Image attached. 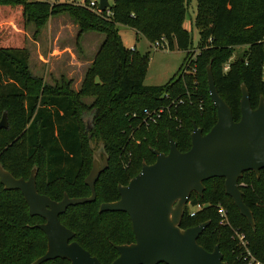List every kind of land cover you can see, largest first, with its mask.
Segmentation results:
<instances>
[{"label": "trees", "instance_id": "1", "mask_svg": "<svg viewBox=\"0 0 264 264\" xmlns=\"http://www.w3.org/2000/svg\"><path fill=\"white\" fill-rule=\"evenodd\" d=\"M90 1L0 0V119L5 112L8 122L6 129L0 128V164L15 178L24 179L36 167L37 191L52 200L59 201L64 194L87 197L91 191L84 179L92 162L88 138L100 140L108 166L95 182V200L69 206L59 219L100 264H110L118 256L116 246L132 243L134 236L126 213L99 212V206L119 199L118 185H126L143 162L155 161L152 149L168 153L169 135L185 152L191 146L193 123L203 134L214 125L217 114L208 93L207 66L235 121L240 118L241 84L252 108L264 98V0H195L196 47L183 27L191 0H113L104 11L90 7ZM63 13L77 24L78 38L85 32L105 35L78 91L64 77L48 84L33 76L29 52L22 45L28 23L40 28ZM119 25L141 33L151 44L160 41L169 50L186 51L174 78L164 85H145L149 55L124 46ZM242 46L243 53L234 56L235 48ZM187 94L191 102H172ZM84 97L92 98L89 105ZM157 108L163 110L160 117L147 119L144 111ZM86 112L92 122L90 132H85ZM238 183L254 227L225 194L220 177L205 180L202 195L191 193L180 227L208 222L197 243L207 251L218 245L226 264H247L233 235L237 229L245 235L252 255L264 263V168L258 175L245 171ZM220 209L226 213V223ZM43 221L29 214L19 190L5 189L0 183V264H32L42 256L47 239L37 225ZM68 263L57 258L41 264Z\"/></svg>", "mask_w": 264, "mask_h": 264}, {"label": "water", "instance_id": "2", "mask_svg": "<svg viewBox=\"0 0 264 264\" xmlns=\"http://www.w3.org/2000/svg\"><path fill=\"white\" fill-rule=\"evenodd\" d=\"M109 6L108 0H98L97 10L104 11ZM206 74L209 97L217 114L210 130L203 134L193 123L191 146L185 152L178 150L169 135L168 153L152 149L155 161L143 162L139 173L126 185H118L119 199L100 204L99 212L126 213L134 236L132 243L116 246L118 256L110 264H226L218 245L207 251L197 243L208 222L180 227L191 193L202 195L203 182L212 177L224 179L225 194L254 227L252 211L243 201L238 182L245 171L258 175L264 168V98L260 97L257 107L252 108L248 90L241 84L240 118L235 121L230 107L218 94L210 64ZM88 121L84 119L85 132L91 128ZM7 127L4 112L0 128ZM91 149L92 166L84 179L91 191L87 197L64 194L61 200H52L37 191L36 167L24 179L15 178L0 164V183L5 189L19 190L29 214L44 220L37 226L46 236L47 249L32 264L57 258L67 260L68 264H100L96 256L74 240L75 233L59 219L69 206L95 200V182L108 166V155L104 147Z\"/></svg>", "mask_w": 264, "mask_h": 264}, {"label": "rangeland", "instance_id": "3", "mask_svg": "<svg viewBox=\"0 0 264 264\" xmlns=\"http://www.w3.org/2000/svg\"><path fill=\"white\" fill-rule=\"evenodd\" d=\"M45 1L84 3V0ZM112 1L108 0L110 4ZM195 10L196 2L191 0L183 21V27L190 33L193 47H196L198 42V30L194 26ZM118 29L124 46L129 49L134 47L138 53L149 55L148 67L143 81L145 85H164L174 78L183 66L187 56L186 51L176 48L174 50L155 49L144 35L137 33L132 28L119 25ZM78 30L77 24L67 13L50 17L40 28H37L34 22L28 23L24 28L22 45L29 52V71L31 74L35 77H41L48 84H54L63 76L70 80L71 88L78 91L82 77L95 54L94 48L99 46L105 36L103 33L85 32L78 38ZM245 49L244 46L237 47L233 55H241ZM82 101L89 105L92 98L84 97ZM89 118V112L84 113L83 120H89L90 132L92 122ZM88 145L91 151L92 147L94 150L104 147L100 140L92 136L88 138Z\"/></svg>", "mask_w": 264, "mask_h": 264}, {"label": "built area", "instance_id": "4", "mask_svg": "<svg viewBox=\"0 0 264 264\" xmlns=\"http://www.w3.org/2000/svg\"><path fill=\"white\" fill-rule=\"evenodd\" d=\"M89 6L90 7H97L98 6V0H91L89 2ZM263 40H264V36H263ZM155 49H165V50H169L167 48V46L164 43H161L160 41H156L153 44H151ZM197 52L194 50L191 57L194 58L195 54ZM228 68V63L225 64L224 69ZM188 99L190 102V96L189 94L186 95L185 98H178L176 100H172V102L175 105H181L184 104L186 100ZM199 108H201V101H199L198 103ZM163 110L161 108H157V109H153V110H145L144 113L147 116V119L151 120V121H155L156 119H158L160 117V115L162 114ZM200 208V206H196L194 207V209ZM193 209V210H194ZM220 214L222 216V222L226 223V218H225V211L223 209H220ZM233 235L235 238H237V240L239 241L240 245L243 248V252H242V258L244 261H246L247 264H264L262 261H260L259 259H257L256 257H254L252 255V253L249 251V249L247 248V241L245 238V235L243 233H241L239 230L234 229L233 230Z\"/></svg>", "mask_w": 264, "mask_h": 264}, {"label": "crops", "instance_id": "5", "mask_svg": "<svg viewBox=\"0 0 264 264\" xmlns=\"http://www.w3.org/2000/svg\"><path fill=\"white\" fill-rule=\"evenodd\" d=\"M97 45H98V44H97ZM97 48H98V46H96V48H94V49H95V52H96ZM61 77H63V76H61ZM82 79H83V77H82ZM67 80H68V78H67Z\"/></svg>", "mask_w": 264, "mask_h": 264}]
</instances>
